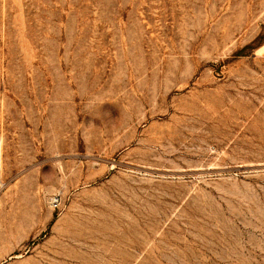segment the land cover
Returning <instances> with one entry per match:
<instances>
[{"label":"rangeland","instance_id":"rangeland-1","mask_svg":"<svg viewBox=\"0 0 264 264\" xmlns=\"http://www.w3.org/2000/svg\"><path fill=\"white\" fill-rule=\"evenodd\" d=\"M0 264H264V0H0Z\"/></svg>","mask_w":264,"mask_h":264}]
</instances>
